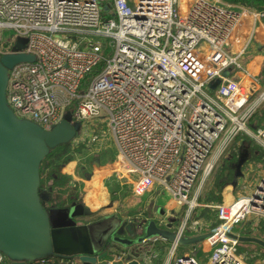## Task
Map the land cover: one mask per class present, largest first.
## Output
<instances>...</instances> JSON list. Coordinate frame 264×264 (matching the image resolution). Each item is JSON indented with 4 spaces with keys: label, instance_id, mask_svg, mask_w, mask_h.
I'll use <instances>...</instances> for the list:
<instances>
[{
    "label": "built area",
    "instance_id": "built-area-1",
    "mask_svg": "<svg viewBox=\"0 0 264 264\" xmlns=\"http://www.w3.org/2000/svg\"><path fill=\"white\" fill-rule=\"evenodd\" d=\"M106 2L103 8L102 0H0V32L27 37L23 53L34 57L8 71L7 104L43 130L66 114L72 122L102 123L116 150L106 166L117 187L137 197L157 187L183 208L164 264H200L193 254L176 252L179 239L200 235L193 216L204 183L237 137L247 135L264 149V127L249 125L257 105L248 107L244 85L233 78L264 12L221 0ZM242 28L241 42L233 43ZM12 49L0 43V55ZM73 142L71 159L57 173H43L50 198L71 186L62 170L80 153ZM210 208L218 225L201 242L206 264H246L235 233L264 223V175L250 195ZM162 241L153 238L126 253L109 249L113 258L105 264H128L132 257L152 264L157 255L150 248ZM4 259L0 254V264Z\"/></svg>",
    "mask_w": 264,
    "mask_h": 264
},
{
    "label": "water",
    "instance_id": "water-1",
    "mask_svg": "<svg viewBox=\"0 0 264 264\" xmlns=\"http://www.w3.org/2000/svg\"><path fill=\"white\" fill-rule=\"evenodd\" d=\"M13 49L11 54L0 55V254L10 264H30L49 258L98 264L106 259L113 246L128 250L153 238L174 242V235L158 229L153 221L135 227L133 223L113 218L117 225L114 227L111 222L108 236L99 245L94 243L87 224L72 221L74 217L85 215L82 209H75L74 216L69 215L77 205L66 209L53 205L47 208L51 200L40 190L41 164L53 150L73 142L80 129L72 122L70 114L50 130L14 115L6 101L8 71L18 64L33 63L34 57L23 53L22 44H14ZM228 77L229 72L222 73V78ZM218 84L219 80L214 81L209 89L214 91ZM250 143V140L240 141L234 161L227 166L233 178L242 177V167L251 160ZM86 214L91 215L89 211ZM171 214L175 215L173 211ZM209 236L211 233L181 238L178 244L196 245ZM237 240L264 249V242L258 239L239 237ZM128 264L138 263L133 260Z\"/></svg>",
    "mask_w": 264,
    "mask_h": 264
},
{
    "label": "crops",
    "instance_id": "crops-1",
    "mask_svg": "<svg viewBox=\"0 0 264 264\" xmlns=\"http://www.w3.org/2000/svg\"><path fill=\"white\" fill-rule=\"evenodd\" d=\"M238 5V4H235ZM245 28L240 29L236 35L233 37V43L234 40H236L238 43L241 42V38L245 35ZM239 65H240V71H236L233 75V78L238 80L243 87L245 88L247 92L248 97V107L251 108L254 105H257L255 108V112L250 118V124L252 129L255 128H262L264 127V101L260 102V97L264 93V21L259 20L256 23V26L254 28L252 37L250 42L248 43L244 54L239 58ZM247 136V135H246ZM244 135V138L246 140H250V149L252 151V157L249 162H247L241 169L242 177L240 178H233L234 181H236V188H231L229 191L226 187L230 185L229 183H225L221 187L220 191V202L213 205H207L203 202L205 195L208 194L212 190H207L204 193L202 191L201 196L198 199V204H200L201 207H198L194 213V220L201 223V232L200 235H206L209 234L211 229L215 228L216 226L214 223L217 221V217L215 214V211L213 208H210L215 205L219 204H228L232 202L236 197L240 196H248L250 195L256 188L257 184L261 180V178L264 175V149L257 145L254 141L249 139ZM87 137V136H86ZM81 140V139H80ZM244 139H239L237 143L234 145V156H232L229 152L228 155L232 157L233 160H228V155L224 158V161L227 165L232 163L231 161H234L236 157V149L238 147V144L240 141ZM256 148H259L260 151L256 150ZM90 154H82L81 159V166L79 169H77V165L80 164V162L76 159L72 161V163L67 164L64 169L62 170V174L68 177L71 186L69 189H83L85 190L84 195L82 196V202L79 201V204L84 207V209H87L92 215H95V212H97L100 208L106 209V211L112 213L115 212L112 209L107 210V206L112 203H118V204H127V207L131 211L129 214V221H125L127 223H133L135 227L138 226L139 223L142 222H148L153 221L157 228L162 230L160 227H158V223L156 221L159 220V216L157 214V207L155 204L158 202V194L162 193L163 191L160 188L153 187L151 191L148 193H144L141 196H132V194L129 193V190L127 188L126 191H121L117 187V179L113 176V173L109 166L107 165V162L104 159L105 153L101 152H95L92 151L91 148ZM81 152V148H80ZM112 152H115L114 157H116V150L113 145L112 141ZM114 159V158H113ZM112 159V161H114ZM245 168L246 171H245ZM228 169V168H227ZM252 176V178H251ZM251 178V180L249 179ZM220 182V181H219ZM204 190V189H203ZM144 195L146 197H144ZM202 200V201H201ZM151 207H153L151 209ZM204 209H210L213 212L212 218L202 217V210ZM174 212V216L171 214V212ZM183 211V208L178 206L172 199L170 204L167 206V210L163 213V215H167V219L163 218L160 219L161 224H166V227L171 225V228H173V224L178 221L179 217L181 216V213ZM112 218V217H106V219ZM103 219V218H102ZM89 221L93 220H85L84 223H88ZM169 229V228H168ZM140 232V231H138ZM239 237H245V238H255L262 242H264V223H260L256 227L252 226L250 223L246 226V228L242 231H238L236 229L235 233ZM196 236V237H198ZM194 238V237H191ZM186 239H189L186 238ZM162 245V246H161ZM170 246V242L168 241H162L158 242L154 252L150 248L151 254L157 255V259H155L152 264H164L166 253H163L162 250H158L161 248H168ZM188 249H184V253L193 254L197 261L200 264H206L208 261V255L203 252L201 247V242L196 245H188ZM241 247H252L251 252H247L244 248V250L241 249ZM113 250L118 251V249L126 253V251L130 252V249H122L118 246H113ZM158 250V251H157ZM239 254L244 258V261L246 264H264V249L259 247L256 244L253 243H240L238 247ZM111 253H109L110 255ZM130 255V253H129ZM164 255V256H163ZM163 256V257H162ZM113 258V254H112ZM111 256L108 258L102 260L99 264H105V261L112 259ZM137 260L133 257L130 259V261ZM129 261V262H130ZM139 263L141 262L139 259L137 260Z\"/></svg>",
    "mask_w": 264,
    "mask_h": 264
},
{
    "label": "rangeland",
    "instance_id": "rangeland-1",
    "mask_svg": "<svg viewBox=\"0 0 264 264\" xmlns=\"http://www.w3.org/2000/svg\"><path fill=\"white\" fill-rule=\"evenodd\" d=\"M0 43H3L5 46H13L14 44L16 43H19V44H22L24 46L27 45L28 43V39L27 37L25 36H22V35H19L17 34L16 32L12 31V30H6V31H1L0 32ZM14 51V49H12ZM213 92V91H211ZM211 96H215L216 93H210ZM97 121L96 120H91V121H75L73 122L74 124L76 125H79V131H78V136L76 138V140L71 144V147L72 149H75V147L77 148H81V152L80 153H77L73 159H76L80 162V164L77 165V169L80 168L81 166V162H82V159H81V156L82 154L84 155H88L91 153V148H92V151H97V152H101L102 153L104 152L105 155L103 156L105 161L107 163H110L112 162V159L114 157V154L115 152H112V140H111V137L109 136V134L107 133V130L105 129V127L103 126L102 123H96ZM87 136V137H86ZM242 138V137H240ZM81 139V140H80ZM244 140H246V138H242ZM82 142V143H81ZM80 143L83 145L82 147H78L80 145ZM76 145V146H75ZM76 148V149H77ZM113 159V160H114ZM224 160V159H222ZM216 166V168L214 169V171L212 172L211 176L206 180V182L204 183V186L202 188V190L204 191L203 194H205V192L207 190H213L215 185L218 183V181H221V176L224 175V171H223V168H227V164L222 161ZM80 165V166H79ZM226 166V167H225ZM245 171L247 168H245ZM231 179L227 182L229 183L230 182V185L231 183L235 182L234 179H233V173L231 174ZM41 181H42V184L40 186V190L43 194H46L47 193V188L50 187V183H47L45 184V174H42L41 175ZM130 178V176H129ZM252 178V176H251ZM251 178L249 177V179L251 180ZM230 185H228L226 188L230 190ZM85 190L83 189H77V188H74V189H68L66 191V193L62 196H52V198H50V203H53L52 205H56V203L58 201H66L67 199L69 198H73L75 193L78 194V200L80 202H82V196L84 195V192ZM211 192V191H210ZM209 192V193H210ZM208 193V194H209ZM144 197H146L144 195ZM209 198V195L208 197ZM58 199V200H57ZM158 202L155 204V206L157 207V214L159 216V220L156 221V223H158V227H160L164 232L166 233H173L174 230H175V226L173 224V229H168L166 227V224H161L160 223V219H167V215H163V213L167 210V206L170 204V202L172 201V197L171 195L166 192V191H163L162 193H159L158 194ZM64 204V203H63ZM69 204H66V207L68 206ZM50 207V205L47 203V208ZM127 207V204H118V203H112V204H109L106 208L107 210H113L115 212H108L106 211V209H102L100 208L97 212H95V215H87L86 212H87V209H84V207L82 205H80L79 203L77 204L76 207H74V209H72L70 212H69V215L70 216H74V213H75V209H82L84 214L86 216L82 217L81 220H94V221H103L104 219H106V217H112V218H116L118 220H120L121 222H125V221H128V222H131L129 221V214H134V213H131V211H128L129 209L126 208ZM153 207H151L152 209ZM103 218V219H102ZM117 221V220H116ZM97 223H94V222H90V223H87L88 225V228H89V231H90V235L93 239L94 242H97L100 240V237L103 235H99L97 232L98 228L96 226ZM52 225H55L53 224L52 222ZM115 225H117V223L115 222ZM202 247V246H201ZM247 251V252H251V249L252 247H241L242 250L244 249ZM163 249V253L165 254L166 250L165 248H161V249H158V250H162ZM184 249H188L187 246H180L178 247L177 249V252H176V257H180L181 255L180 254H183L185 252ZM207 254V253H206ZM167 255V253H166ZM110 255H108L106 258H108ZM164 256V255H163ZM162 256V257H163ZM3 264H7L6 263V260L4 261ZM99 264V263H98Z\"/></svg>",
    "mask_w": 264,
    "mask_h": 264
},
{
    "label": "trees",
    "instance_id": "trees-1",
    "mask_svg": "<svg viewBox=\"0 0 264 264\" xmlns=\"http://www.w3.org/2000/svg\"><path fill=\"white\" fill-rule=\"evenodd\" d=\"M222 2L228 3V4H238V5H242L244 7H247L248 9L254 10L256 12L262 13L264 12V0H221ZM102 7L106 8L108 6V3L106 2V0H102ZM90 80V77H87L85 80V83H88V81ZM86 86V84H85ZM85 86L82 87L80 89V91L85 90ZM244 138V137H242ZM241 139L240 137H237L232 145V148L230 149V154L232 156H234V145L235 143L238 142V140ZM68 148L69 145H65V146H61L55 150H53L43 161V163L41 164L40 167V177L41 175L45 172V170H52L54 173H57L60 168L65 165L71 158L68 155ZM256 150L260 151L259 148H256ZM226 167V166H225ZM224 171V175L221 176V181L215 185L214 189L209 193L205 195V198L203 200V202L207 205H213V204H217L220 202V191H221V187L228 182L231 179V171H229L227 168H223ZM62 177H60L61 179ZM41 184V181H40ZM209 195V198H207ZM58 200V199H57ZM202 201V200H201ZM64 203V204H63ZM79 200H78V194L75 193L73 198H69L66 201H58L56 203V205H53L56 208H65L66 204H78ZM53 203H50L49 205L52 206ZM68 205V206H69ZM67 206V207H68ZM216 214V213H215ZM201 216L203 217H207V218H212L213 217V212L210 209H204L202 210V214ZM214 225H218V221H216L214 223ZM162 246V245H161ZM6 259H4L5 261ZM62 261H64L63 259L60 258H49V259H45L43 260V263H41L40 261L37 262H32L30 264H61ZM7 264H10L7 260H6Z\"/></svg>",
    "mask_w": 264,
    "mask_h": 264
},
{
    "label": "flooded vegetation",
    "instance_id": "flooded-vegetation-1",
    "mask_svg": "<svg viewBox=\"0 0 264 264\" xmlns=\"http://www.w3.org/2000/svg\"><path fill=\"white\" fill-rule=\"evenodd\" d=\"M230 158V155H228V157H227V159L226 160H228ZM71 205H73V204H71ZM71 205H69L68 207H70ZM75 205H77V204H75ZM67 207H65V209H66ZM69 209V208H68ZM67 209V210H68ZM84 216H86V215H83V216H81V217H79V218H77V217H74V218H72V221H74L76 224H83L84 222H85V220L83 221V220H81V218L82 217H84ZM90 222H94V223H97L96 224V226H97V228H98V230H97V232L96 233H98L99 235H101V234H103L101 237H100V240L99 241H97V242H94V243H96V244H102L103 242H104V238L106 237V235L108 234V229L110 228V225H111V222H112V225L115 227L116 225H115V220L113 219V218H108V219H104L103 221H89L88 223H90ZM84 224H87V222L86 223H84ZM108 236V235H107ZM108 247L110 248V247H112L111 245H108Z\"/></svg>",
    "mask_w": 264,
    "mask_h": 264
}]
</instances>
